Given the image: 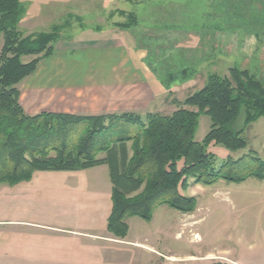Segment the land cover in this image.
<instances>
[{
    "label": "rangeland",
    "instance_id": "obj_1",
    "mask_svg": "<svg viewBox=\"0 0 264 264\" xmlns=\"http://www.w3.org/2000/svg\"><path fill=\"white\" fill-rule=\"evenodd\" d=\"M22 2L25 13L19 29L25 36L59 27L53 42L56 55L43 58L18 85L30 114L169 115L178 108L175 99L182 101L201 89L212 73L229 75L233 66L248 69L264 83V0ZM245 116L243 107L238 128ZM210 125V117L202 115L196 140H203ZM244 135L245 149L232 152L212 144L209 151L219 163L250 152L264 159V117L251 123ZM183 193L196 197L194 212L161 206L150 223L131 220L129 237L152 240L164 256L174 257L173 264H204L207 255L225 264L264 263V180L191 183ZM66 208L62 217L73 222L70 227L90 230L85 225L98 219L94 209L79 210L81 220L70 217V209L75 211L71 205ZM162 257L152 255L142 264L168 263Z\"/></svg>",
    "mask_w": 264,
    "mask_h": 264
},
{
    "label": "trees",
    "instance_id": "obj_2",
    "mask_svg": "<svg viewBox=\"0 0 264 264\" xmlns=\"http://www.w3.org/2000/svg\"><path fill=\"white\" fill-rule=\"evenodd\" d=\"M24 13L22 0H0V185L30 181L37 171L107 165L113 184L108 230L125 238L131 217L150 222L164 205L194 212L196 197L183 193L191 183L264 180V159L256 153L219 163L209 151L212 144L232 152L245 149V130L264 117V83L248 69L233 66L229 75L210 74L201 89L182 101L175 99L178 108L169 115L30 114L21 103L18 85L53 54L59 27L25 36L19 29ZM27 55L35 57L24 62ZM243 107L244 125L238 128ZM204 114L211 125L198 141Z\"/></svg>",
    "mask_w": 264,
    "mask_h": 264
},
{
    "label": "crops",
    "instance_id": "obj_3",
    "mask_svg": "<svg viewBox=\"0 0 264 264\" xmlns=\"http://www.w3.org/2000/svg\"><path fill=\"white\" fill-rule=\"evenodd\" d=\"M112 190L107 165L77 171H37L30 181L0 185V264H142L152 255L164 256L152 240L129 237L131 220L140 217L127 220L129 233L125 238L108 230ZM66 204L75 209H70V217L81 220L79 210L94 209L97 222L85 225L90 230L70 227L73 222L62 217ZM162 258L173 264L174 257ZM202 258L204 264H225L218 256Z\"/></svg>",
    "mask_w": 264,
    "mask_h": 264
}]
</instances>
